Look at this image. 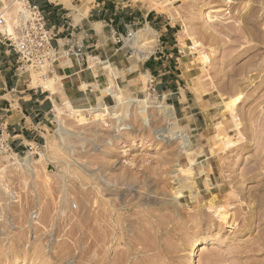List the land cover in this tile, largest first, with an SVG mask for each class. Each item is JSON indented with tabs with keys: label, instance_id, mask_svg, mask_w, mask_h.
Instances as JSON below:
<instances>
[{
	"label": "rangeland",
	"instance_id": "rangeland-1",
	"mask_svg": "<svg viewBox=\"0 0 264 264\" xmlns=\"http://www.w3.org/2000/svg\"><path fill=\"white\" fill-rule=\"evenodd\" d=\"M99 1L121 43L18 71L58 111L44 157L0 149V264H185L195 239V264H264V0Z\"/></svg>",
	"mask_w": 264,
	"mask_h": 264
},
{
	"label": "crops",
	"instance_id": "crops-1",
	"mask_svg": "<svg viewBox=\"0 0 264 264\" xmlns=\"http://www.w3.org/2000/svg\"><path fill=\"white\" fill-rule=\"evenodd\" d=\"M77 1L31 0L45 14L47 27L53 35V45L71 35L78 40L83 36L82 43L88 62V57L93 51H89V48H95L99 55L104 51V48H99L101 40L104 45L100 29L107 30L109 40L113 42V31L125 33L129 28L127 22L130 20L117 8L113 9L106 1L99 0H89L91 9L88 14L78 15V10L74 8V5H78ZM98 25L102 27L98 28ZM70 61L74 65L72 68H76L74 60ZM16 66L15 52L0 38V128L3 131L2 138L9 143L10 149L23 153L30 143L44 139L47 129L52 125L50 118L54 104L50 91L40 86L30 87L29 78L18 75ZM149 67L152 68L150 65Z\"/></svg>",
	"mask_w": 264,
	"mask_h": 264
},
{
	"label": "built area",
	"instance_id": "built-area-1",
	"mask_svg": "<svg viewBox=\"0 0 264 264\" xmlns=\"http://www.w3.org/2000/svg\"><path fill=\"white\" fill-rule=\"evenodd\" d=\"M3 1L7 4L0 7V26L7 27L5 16L13 9V14L9 15L13 33L5 31L1 34V39L17 56V72L25 73L29 69L53 65L62 58L73 59L79 67L87 63V53L82 40L71 35L53 45V35L47 27L45 14L37 4L31 0ZM127 37H130V31ZM112 39L117 44L121 43L124 37L123 34L113 31ZM2 133L0 128V149L11 150L9 143L2 138ZM26 151L40 157L42 146L38 141H34L27 146Z\"/></svg>",
	"mask_w": 264,
	"mask_h": 264
},
{
	"label": "bare ground",
	"instance_id": "bare-ground-1",
	"mask_svg": "<svg viewBox=\"0 0 264 264\" xmlns=\"http://www.w3.org/2000/svg\"><path fill=\"white\" fill-rule=\"evenodd\" d=\"M85 1V0H84ZM87 2V1H86ZM89 2V1H88ZM61 3V1L59 2ZM63 5V4H62ZM75 7V6H74ZM79 7V6H78ZM76 8V7H75ZM91 9V5L88 3L87 5H84L83 8H81V10H78V15H87L89 10ZM72 10V9H71ZM73 11V10H72ZM75 15V14H74ZM81 16V17H82ZM77 17V15H76ZM80 18V17H79ZM79 20V19H78ZM77 21V20H76ZM96 25V24H95ZM97 26V25H96ZM144 26V25H142ZM100 27V25H99ZM93 28V27H92ZM6 29V28H5ZM98 29V28H95ZM13 31V30H12ZM97 31V30H96ZM130 39H125L124 40V44L125 46L128 47H134L136 46L137 48H148L149 46L153 43V35L155 33L154 30H152L150 27H145L144 29H138V30H134V29H130ZM8 32V31H7ZM13 33V32H11ZM10 33V34H11ZM102 40L99 44V48H103L102 47ZM153 51V50H152ZM150 51L148 50V53ZM146 55V54H145ZM91 57V56H90ZM136 63V62H134ZM135 65V64H134ZM129 66V65H128ZM135 67V66H134ZM137 67V66H136ZM127 68V67H126ZM125 68V69H126ZM124 69V68H123ZM124 72H122L123 74ZM147 72H145V77H146ZM19 75V74H18ZM56 108V111H58V108L56 106H54ZM66 135V134H65ZM43 155V156H42ZM44 157V154H40V157ZM205 240L203 239H195L193 241H191L190 243L187 244V246L185 247L184 250V256H185V264H195V258H196V253L199 249L202 248V246L205 244Z\"/></svg>",
	"mask_w": 264,
	"mask_h": 264
}]
</instances>
